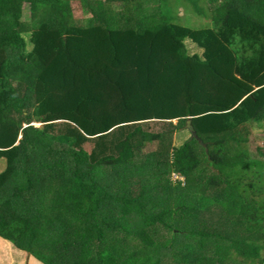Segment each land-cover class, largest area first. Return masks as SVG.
<instances>
[{"label": "trees", "instance_id": "obj_1", "mask_svg": "<svg viewBox=\"0 0 264 264\" xmlns=\"http://www.w3.org/2000/svg\"><path fill=\"white\" fill-rule=\"evenodd\" d=\"M72 1L0 0V237L43 264H264V0Z\"/></svg>", "mask_w": 264, "mask_h": 264}, {"label": "rangeland", "instance_id": "obj_2", "mask_svg": "<svg viewBox=\"0 0 264 264\" xmlns=\"http://www.w3.org/2000/svg\"><path fill=\"white\" fill-rule=\"evenodd\" d=\"M71 6H72V10H73L75 20L76 19L78 21L83 20L84 14H83V10H82V5L80 4L79 0H73ZM172 9H173V11L170 12V14L172 16H175L174 18L176 19V21L182 25L192 27V28H208V27H212V25H213L212 21L210 19H208L204 16L198 15L197 13H195L193 7H191L188 4H182L181 1L180 2L177 1L175 8H172ZM29 19H30V16H29V13L26 9L25 13H24L23 20H29ZM25 38L28 41L29 35L26 34ZM237 41H238L237 43L240 44L239 48H237V49L234 48V44H232V43L230 44V48L232 50L236 49L237 52L241 53V54H238V56L239 55L241 56V59L247 58V57L251 58L254 55V49L249 48L248 46H246V44L240 42L239 39ZM2 43L3 44L6 43L4 39H2ZM186 44L189 47L190 53H194V52L201 53V49L198 48L196 45L192 44L188 39L186 40ZM30 49H31V44L29 43L28 50H30ZM243 49H244V51H243ZM175 122L176 121H174V123ZM39 125L40 124H36V126H39ZM249 129H250V131L248 133L249 142L247 143L246 148L250 152V155L252 158L263 160V162H264V128L260 129L256 126H251V128H249ZM189 135H190V133L186 129L180 130V131L174 133L173 146L179 147L189 137ZM232 145L230 147V150H231V153L233 154L236 152V146H235L234 142ZM5 168H6L5 167V161H1L0 162V173L3 172ZM5 242H7V241H5ZM17 251H18V253L22 252L18 249H17ZM10 259H12L13 261L11 263L8 262V264H13V263L14 264H24V262H22L20 259L15 260L14 257H10ZM6 260H7V258H6ZM29 264H43V263L34 257L33 262L29 263Z\"/></svg>", "mask_w": 264, "mask_h": 264}, {"label": "crops", "instance_id": "obj_3", "mask_svg": "<svg viewBox=\"0 0 264 264\" xmlns=\"http://www.w3.org/2000/svg\"><path fill=\"white\" fill-rule=\"evenodd\" d=\"M239 38L237 36L233 37L231 40V43L234 44V48H239V45L237 42ZM235 50H233L235 56H236V61L239 65L245 63L249 58H243L241 59V56L239 57L238 54H241L239 52H237ZM244 51V49H243ZM252 57H255V53ZM251 57V58H252ZM6 241V240H5ZM3 238L0 237V264H8V262H12L13 260L10 259V257H14L15 260L16 259H20L22 262H24V264H29L33 262L34 256H30L29 254L25 253V252H21L18 253L17 249L15 248V246L13 244H11L10 242H5ZM13 245V246H12ZM7 258V260H6ZM14 264V263H13Z\"/></svg>", "mask_w": 264, "mask_h": 264}, {"label": "water", "instance_id": "obj_4", "mask_svg": "<svg viewBox=\"0 0 264 264\" xmlns=\"http://www.w3.org/2000/svg\"><path fill=\"white\" fill-rule=\"evenodd\" d=\"M186 129L190 132V134L192 135V137H196V134H195V132L193 130V127L190 124V120H188L186 122Z\"/></svg>", "mask_w": 264, "mask_h": 264}, {"label": "built area", "instance_id": "obj_5", "mask_svg": "<svg viewBox=\"0 0 264 264\" xmlns=\"http://www.w3.org/2000/svg\"><path fill=\"white\" fill-rule=\"evenodd\" d=\"M174 178L176 179V178H179V177H177V176L175 175ZM179 179L182 180V178H179Z\"/></svg>", "mask_w": 264, "mask_h": 264}]
</instances>
